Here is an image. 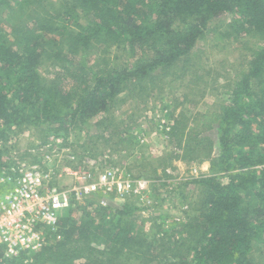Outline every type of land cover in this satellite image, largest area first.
<instances>
[{
    "label": "trees",
    "instance_id": "trees-1",
    "mask_svg": "<svg viewBox=\"0 0 264 264\" xmlns=\"http://www.w3.org/2000/svg\"><path fill=\"white\" fill-rule=\"evenodd\" d=\"M252 38L256 47L218 108L173 115L180 156L211 169L169 190L196 188L184 223L149 238L136 206L116 203L113 192L88 195L79 216L67 209L56 228L43 229L39 250L0 252V264L264 262V0H0V170L1 141L24 126L65 134L93 126V148L126 141L130 127L115 115L123 103H146L165 78L198 72L200 43Z\"/></svg>",
    "mask_w": 264,
    "mask_h": 264
},
{
    "label": "rangeland",
    "instance_id": "rangeland-1",
    "mask_svg": "<svg viewBox=\"0 0 264 264\" xmlns=\"http://www.w3.org/2000/svg\"><path fill=\"white\" fill-rule=\"evenodd\" d=\"M246 42L248 43L243 42V39L239 42H221L219 46L212 40L200 43L198 46H201L203 52L198 55H201L199 57L203 67L198 72L186 74L184 80L172 81V76L165 78L166 83L161 80L160 83L165 84L152 88L146 103L138 102L136 97L127 99L128 101L115 111V115L125 118L130 127L124 136L126 141L115 146H105L99 142L98 146L93 148L88 141V134L95 133L93 126L75 127L66 134L54 133L43 125L24 126L20 130L9 131L7 138L1 141L6 150L4 165L18 162L24 165L36 161L50 169H113L141 185L137 193H115L114 199L118 204L125 201L137 207L134 218L143 222V232L152 238L171 231L179 223H184L185 217L191 215L193 203L190 202L196 199L197 192L193 186L184 187L180 193L177 190H169L179 181L210 173L211 170L207 160L180 156L175 142L170 139L173 115L187 110L192 118L199 113L218 108L220 102L227 98L224 91L233 85L236 72L245 65L248 48H254L257 44L253 38ZM183 95H186L187 99L180 102ZM173 107L174 114L171 113ZM210 114L211 112L207 115ZM189 129H200L202 133L214 136V130L204 129L199 125L196 127L193 122H190ZM116 140L119 139H113ZM176 152L179 154L176 155ZM151 167H156V175L161 177L159 182ZM163 170L165 173H162ZM73 183L75 180L63 175L57 179L55 185L68 189ZM85 199L86 196L70 198L69 207L59 210L60 217L67 209L79 216L80 206L85 203Z\"/></svg>",
    "mask_w": 264,
    "mask_h": 264
},
{
    "label": "built area",
    "instance_id": "built-area-1",
    "mask_svg": "<svg viewBox=\"0 0 264 264\" xmlns=\"http://www.w3.org/2000/svg\"><path fill=\"white\" fill-rule=\"evenodd\" d=\"M75 183L64 189L55 183L61 176ZM141 185L106 168L60 170L45 168L39 162L9 163L0 170V252L14 257L39 250L45 241L43 229L58 226L59 210L69 207L70 198L102 193H137ZM104 204V201H101Z\"/></svg>",
    "mask_w": 264,
    "mask_h": 264
}]
</instances>
